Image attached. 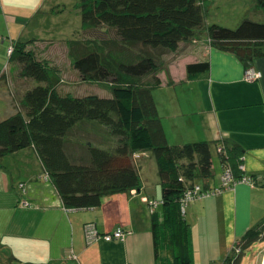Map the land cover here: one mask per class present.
I'll return each instance as SVG.
<instances>
[{"label":"trees","instance_id":"1","mask_svg":"<svg viewBox=\"0 0 264 264\" xmlns=\"http://www.w3.org/2000/svg\"><path fill=\"white\" fill-rule=\"evenodd\" d=\"M252 3L255 11L264 14V0ZM75 7L84 30L105 26L115 34L114 39L100 42L68 41L81 81L108 82L109 97L65 91L58 71L38 60L29 44L16 40L9 59L20 65V75L33 80V85L25 91L22 110L0 121V162L33 148L45 179L56 189L64 208L74 211L96 209L107 196L140 189L136 155L150 152L161 188L158 205L151 204L156 259L165 248L168 264H194L190 225L185 219L186 207L193 201L186 203V194L199 197L225 190L221 182L225 172L235 182L247 176L253 186L258 185V178L246 174L243 150L237 145L169 143L153 95L163 85L161 74L169 77L159 52L176 53L180 44L198 40L205 32L211 48L234 55L246 71L264 55V22L245 18L235 29L207 24L206 0H78ZM136 47L143 50L132 53ZM209 69L207 61L190 63L186 77L198 80ZM94 125L115 140L113 146L101 143L103 134ZM214 155L220 169L217 186L212 185L217 177ZM255 243H264V219L235 241L221 263L213 264H241ZM9 261L27 264L13 256Z\"/></svg>","mask_w":264,"mask_h":264},{"label":"crops","instance_id":"2","mask_svg":"<svg viewBox=\"0 0 264 264\" xmlns=\"http://www.w3.org/2000/svg\"><path fill=\"white\" fill-rule=\"evenodd\" d=\"M47 1L0 0L1 34L6 23L11 40L24 39L27 23L44 16L41 6ZM52 1L50 12L56 7ZM207 42V38H200L180 44L176 53L184 48L183 56L188 60L178 76L172 66L169 69L173 84L164 88L189 86L195 99L192 116L197 117L192 126L196 134L178 133L172 144L199 139L237 145L243 150L246 174L257 177L258 185L238 184L187 205L185 219L190 225L194 264L221 263L235 241L264 219V55L251 66L261 78L247 82L242 63ZM203 61L209 62V71L188 81L186 66ZM93 128L103 134L101 143L114 145L115 140L103 128ZM165 133L169 141L170 133ZM136 159L140 189L107 196L96 209L67 211L54 186L45 179L33 148L5 157L0 162V264H11L10 256L27 264H168L165 248L156 259L152 234L151 204L161 200L157 165L150 152H140ZM218 183L216 177L212 185ZM21 200L29 207L23 208ZM156 210L160 212V206ZM89 223L104 234L122 228L126 238L88 244L84 226Z\"/></svg>","mask_w":264,"mask_h":264},{"label":"rangeland","instance_id":"3","mask_svg":"<svg viewBox=\"0 0 264 264\" xmlns=\"http://www.w3.org/2000/svg\"><path fill=\"white\" fill-rule=\"evenodd\" d=\"M49 2L50 0L45 2L44 6H41L44 10V16L40 14L39 17H35L27 23L28 25L23 31L24 39L20 40L30 45L38 60L43 63L47 62L53 70L58 71L65 85L63 87L65 91L81 95L95 94L104 98L109 97L108 82L85 84L81 81L72 64L68 41L96 39L100 42L114 39V32L105 26L84 30L81 25L80 13L75 7L78 0H58V2L53 0L52 2L56 5L53 12L49 11ZM206 2L209 6L207 24H217L228 29H235L245 18L258 23L264 22L263 12L259 10L257 12L252 8V0H206ZM25 31L30 36L26 35L27 32ZM10 34L5 23L4 33L1 34L0 32V121L14 114L18 109L22 110L21 104L25 91L33 85V80L23 78L20 75V65L9 59L14 50L13 43L18 40H11ZM201 38H207L205 32ZM141 50H143L141 47H136L133 48L132 53ZM183 50L184 48L173 54H164L158 51L161 53L160 56L166 70L169 71L172 66V70L177 76L181 74L185 60H188L183 56ZM161 80L163 85L156 89L153 95L163 126L170 133L169 143L172 144L174 143L172 141L179 135L178 133L182 135L196 134V131L192 128L197 121V117L192 116L195 109V99L194 94L189 90V86L181 84L175 88H164L169 86L168 81L172 82L170 74L167 77L165 73H162ZM174 126L177 128H174ZM195 141L201 140L197 139ZM213 161L218 177L219 170L217 169L218 159L216 155L213 156ZM21 203L22 200L20 205ZM26 207H29V204ZM263 259L264 243H255L245 252L241 264H262Z\"/></svg>","mask_w":264,"mask_h":264},{"label":"built area","instance_id":"4","mask_svg":"<svg viewBox=\"0 0 264 264\" xmlns=\"http://www.w3.org/2000/svg\"><path fill=\"white\" fill-rule=\"evenodd\" d=\"M260 78H261V73L255 71L253 68H249L244 72V80L247 82H254ZM221 182H222L223 187H225V190L233 189L238 184H246L249 186H253V183L249 177L247 176L243 177L241 180L235 182L232 180V176L229 172H225L222 175ZM198 189L199 188L197 187L195 191H197ZM225 190L215 189L206 194H202L199 197L194 194H186L185 202L188 203V202L194 201L195 199L201 200L205 198L214 197V196L221 194ZM157 205L158 203L156 202L152 203V207H156ZM21 206L26 207L28 206V203L26 201H22ZM84 234H85L86 242L88 244L91 242L100 241V240L105 241V242L124 241L126 238V233L121 228H116L115 231L112 232L111 234L101 235L98 233V231L96 230L93 224L85 225ZM70 258L74 259V256L71 255Z\"/></svg>","mask_w":264,"mask_h":264},{"label":"water","instance_id":"5","mask_svg":"<svg viewBox=\"0 0 264 264\" xmlns=\"http://www.w3.org/2000/svg\"><path fill=\"white\" fill-rule=\"evenodd\" d=\"M263 264H264V260H263Z\"/></svg>","mask_w":264,"mask_h":264},{"label":"bare ground","instance_id":"6","mask_svg":"<svg viewBox=\"0 0 264 264\" xmlns=\"http://www.w3.org/2000/svg\"><path fill=\"white\" fill-rule=\"evenodd\" d=\"M264 260V259H263ZM263 264V263H262Z\"/></svg>","mask_w":264,"mask_h":264}]
</instances>
